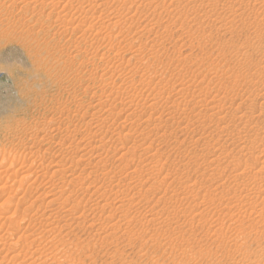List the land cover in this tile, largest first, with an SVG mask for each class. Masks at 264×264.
I'll return each mask as SVG.
<instances>
[{"label":"rangeland","instance_id":"rangeland-1","mask_svg":"<svg viewBox=\"0 0 264 264\" xmlns=\"http://www.w3.org/2000/svg\"><path fill=\"white\" fill-rule=\"evenodd\" d=\"M30 1L0 0L4 263L264 264V0Z\"/></svg>","mask_w":264,"mask_h":264},{"label":"bare ground","instance_id":"bare-ground-1","mask_svg":"<svg viewBox=\"0 0 264 264\" xmlns=\"http://www.w3.org/2000/svg\"><path fill=\"white\" fill-rule=\"evenodd\" d=\"M19 1H20V0H19ZM48 1H49V0H48ZM55 1H56V0H55ZM57 1H58V0H57ZM61 1H62V0H61ZM67 1H68V0H67ZM70 1H72V0H70ZM83 1H85V0H83ZM83 1H81V2H83ZM125 1H126V0H125ZM128 1H129V0H128ZM72 2H73V1H72ZM88 2H89V1H88ZM104 2H106V1H104ZM120 2H121V1H120ZM122 2H123V1H122ZM129 2H132V1L130 0ZM134 2H135V1H134ZM30 3H31L30 0H23V4H25V5L30 4ZM56 3L58 4V2H56ZM67 3H68V2H67ZM67 3H65V5H66ZM100 3H101V2H100ZM124 3H125V2H124ZM132 3H133V2H132ZM52 4H53V3H52ZM68 4H69V3H68ZM68 4H67V5H68ZM79 4H80V3H79ZM102 4H104V3H102ZM106 4H107V2H106ZM12 5H14V4H12ZM53 5H54V4H53ZM65 5H63V6L65 7ZM28 6H29V5H28ZM28 6H27V7H28ZM63 6H62V7H63ZM69 6H70V5H69ZM62 7H61V8H62ZM80 7H81V6H80ZM83 7H84V6H83ZM83 7H81L80 9H82ZM128 7H130V6H128ZM128 7H127V8H128ZM69 8H71V7H69ZM69 8H68V9H69ZM77 8H79V6H78ZM77 8H75V9L77 10ZM90 8H91V7H90ZM24 9H26V7H25ZM107 9H108V7H107ZM78 10H79V9H78ZM89 10H90V9H89ZM100 10H101V9H100ZM36 11H37V10H36ZM68 11H69V10H68ZM74 11H75V10H74ZM84 11H85V10H84ZM84 11H83V12H84ZM110 11H111V10H110ZM153 11H154V10H153ZM62 12H63V11H62ZM64 12H65V11H64ZM75 12H76V11H75ZM81 12H82V11H81ZM83 12H82V13H83ZM111 12H112V11H111ZM113 12H114V11H113ZM113 12H112V13H113ZM115 12H116V11H115ZM115 12H114V14H118V12H117V13H115ZM58 13H59V12H58ZM58 13H57V14H58ZM86 13H87V12H86ZM133 13H134V12H133ZM133 13H132V14H133ZM49 14H50V13H49ZM134 14H135V13H134ZM134 14H133V15H134ZM59 15H60L59 17H61V14H59ZM65 15H66V13H65ZM75 15H76V14H75ZM80 15H81V14H80ZM63 16H64V15H62V17H63ZM66 16H67V15H66ZM72 16H74V15L72 14L71 17H72ZM77 16H78V13H77ZM81 16H82V15H81ZM112 16H113V15H112ZM131 16H132V15H131ZM75 17H76V16H75ZM83 17H84V16H83ZM117 17H118V15H117ZM117 17H116V18H117ZM129 17H130V16H129ZM132 17H133V16H132ZM57 18H58V17H57ZM89 18H90V17H89ZM111 18H112V17H111ZM122 18H123V17H122ZM58 19H59V18H58ZM64 19H65V18H64ZM69 19H71V18H69ZM69 19H68V20H69ZM74 19H75V18H74ZM81 19H83V18H80V20H81ZM84 19H85V18H84ZM109 19H110V18H109ZM123 19H124V18H123ZM129 19H130V18H129ZM61 20H62V19H61ZM72 20H73V19H72ZM76 20L78 21V19H76ZM114 21H115V19H114ZM156 21H157V20H156ZM71 22H72V21H71ZM79 22H80V21H79ZM116 22H117V20L115 21V23H116ZM72 23H73V22H72ZM81 23H82V22H81ZM115 23H114V24H115ZM146 23H147V22H146ZM110 24H112V26H116V25H113V22L110 23ZM75 25H79V24H75ZM75 25H74V26H75ZM117 25H118V24H117ZM154 25H155V24H154ZM89 26H90V25H89ZM79 27H81V25H80ZM148 27H149V26H148ZM29 28H30V27H29ZM65 29H66V28H65ZM75 29H76V28H75ZM113 29H114V28H113ZM122 29H123V28H122ZM125 30H126V28H125ZM131 30H132V29H131ZM131 30H130V31H131ZM26 31H27V30H26ZM72 31H73V29H72ZM85 31H86V30H85ZM117 31H118V30H117ZM127 31H129V30H127ZM121 32H122V31H121ZM123 32H124V31H123ZM123 32H122V33H123ZM148 32H149V31H148ZM82 33H83V32H82ZM82 33H81V34H82ZM81 34H80V35H81ZM85 34H86V32H85ZM85 34H84V35H85ZM120 34H121V33H120ZM123 35H124V34H123ZM82 36H83V35H82ZM87 37H88V36H87ZM87 37H86V38H87ZM80 38H81V37H80ZM84 38H85V37H84ZM103 38H104V37H103ZM98 39H99V38H98ZM96 41H97V39H96ZM98 41H99V40H98ZM99 42H100V41H99ZM109 42H110V39H109ZM131 42H132V41H131ZM131 42H130V43H131ZM96 43H97V42H96ZM90 44H91V43H90ZM90 44H89V45H90ZM93 44H94V43H93ZM93 44H92V45H93ZM98 45H99V44H98ZM100 45H101V44H100ZM108 45H110V44H108ZM139 45H140V44H139ZM139 45H138V46H139ZM94 46H95V45H94ZM134 46H135V45H134ZM138 46H137V47H138ZM140 46H141V45H140ZM140 46H139V47H140ZM91 47H92V46H91ZM99 47H100V46H99ZM130 48H131V47H130ZM135 48H136V47H135ZM93 49H94V48H93ZM96 49H98V46H97ZM124 49H125V48H124ZM108 50H109V49H108ZM134 50H135V49H134ZM136 50H138V49H136ZM139 50H140V49H139ZM85 52H86V51H85ZM117 52H119V51H117ZM122 52H123V51H122ZM125 52H126V51H125ZM133 52H134V51H133ZM115 53H116V51H115ZM112 54H113V53H112ZM130 54H131V53H130ZM132 54H133V53H132ZM132 54H131L130 57H133ZM117 55H118V54H115V56H117ZM133 55H134V54H133ZM35 56H36V55H35ZM115 56H114V57H115ZM101 58H102V57H101ZM133 58H134V57H133ZM142 58H143V57H142ZM91 60H92V59H91ZM130 60H131V59H130ZM108 61H109V60H108ZM108 61H107V62H108ZM128 61H129V60H128ZM145 61H146V60H145ZM107 62H106V63H107ZM120 63H121V62H120ZM127 63L129 64V62H127ZM115 64H116V63H115ZM147 65H148V64H147ZM39 66H40V65H39ZM110 66H111V65H110ZM112 66H113V65H112ZM118 66H119V65H118ZM135 67H136V66H135ZM39 68H40V67H39ZM42 68H43V67H42ZM107 68H109V67H107ZM35 69H36V68H35ZM35 69L33 70V74L35 73L34 75H36V73H38V71H39V70H35ZM37 69H38V68H37ZM111 69H112V68H111ZM111 69H110V70H111ZM113 69H116L115 66L113 67ZM131 69H132V68H131ZM104 70H106V69H104ZM104 70H102V72H101V74H100L99 76L102 75V73L104 72ZM136 70H137V69H136ZM34 71H35V72H34ZM40 71H42V70H40ZM123 71H124V69H123ZM126 71H127V70H126ZM88 72H89V71H88ZM92 72H94V71H92ZM105 72H106V71H105ZM113 72H114V71H113ZM124 72H125V71H124ZM127 72H128V71H127ZM127 72H126V73H127ZM131 72H132V71H131ZM109 73H110V72H109ZM86 74H87V73H86ZM89 74H90V73H89ZM93 74H94V73H92L91 75H93ZM110 74H111V73H110ZM113 74H114V73H113ZM122 74H123V73H122ZM129 74H130V73H129ZM103 75H104V74H103ZM103 75H102V77H103ZM126 75H127V74H126ZM94 76H95V75H94ZM111 76H113V75L111 74L109 77H111ZM116 76H117V75H116ZM118 76H119V73H118ZM102 77H101V78H102ZM104 77H105V76H104ZM109 77H108V78H109ZM124 77H125V76H124ZM108 78H107V79H108ZM117 78H118V77H117ZM92 79H93V78H92ZM109 79H110V78H109ZM127 79H128V78H127ZM130 79H131V78H130ZM99 80H100V79H99ZM101 80H102V79H101ZM101 80H100V81H101ZM112 83H113V82H112ZM119 83H120V82H119ZM127 83H128V81H127ZM111 85H112V84H111ZM126 85H127V84H126ZM130 85H131V84H130ZM130 85H129V86H130ZM153 85H154V84H153ZM88 86H90V85H88ZM104 86L106 87V85H104ZM114 86L116 87V85H114ZM117 86H118V84H117ZM120 87H121V86H120ZM24 88H25V87H24ZM110 88H111V87H110ZM110 88H109V89H110ZM111 90L114 91L113 88H112ZM115 91H117V90H115ZM24 92L28 94V93L30 92V89L27 88ZM108 92H109V91H108ZM119 92H120V91H119ZM114 93H115V92H114ZM117 93H118V92H117ZM126 93H127V92H126ZM83 94H84V93H83ZM124 94H125V93H124ZM130 94H132L131 91H130ZM109 95H110V94H109ZM125 95H126V94H125ZM128 95H129V94H128ZM128 95H126V96L128 97ZM134 95H136V94H134ZM262 95H263V94H262ZM166 96H167V95H166ZM260 96H261V95H260ZM91 97H92V96H91ZM114 97H115V96H114ZM114 97H113V98H114ZM116 97H117V96H116ZM120 97H121V96H120ZM127 97H126V99H128L129 97H131V95H129L128 98H127ZM133 97H134V96H133ZM110 98H111V97H110ZM123 98H124V97H123ZM123 98H121V99H123ZM150 98H151V97H150ZM79 99H80V98H79ZM111 99H112V98H111ZM114 99H115V98H114ZM114 99H112L111 101L113 102ZM124 99H125V98H124ZM130 99H131V98H130ZM148 99H149V98H148ZM104 100H105V99H104ZM104 100H103V101H104ZM119 100H120V99H119ZM132 100H134V98H133ZM103 101L100 100V102H98L97 106H101V105H102L101 103H102ZM111 101H110V103H112ZM114 101H115V100H114ZM129 101H130V100L128 99V102H129ZM260 101H261V100H260ZM263 101H264V100H263ZM77 102H78V101H77ZM95 102H97V101H94V103H95ZM115 102H116V101H115ZM130 102H131V101H130ZM165 102H166V101H165ZM120 103H121V102H120ZM120 103H119V104H120ZM78 104H79L80 107H81V106L84 107V111H83V113L81 112L82 115H80V116H85L86 114H88V115L90 116V101H88L86 104H84V102H82V101H79V103H77V105H78ZM113 104H114V103H113ZM124 104H125V103H124ZM126 104H127V103H126ZM130 104H131V103H129L128 106L126 105V107H129ZM205 104H206V103H205ZM259 104H260V103H259ZM92 105H93V104H92ZM94 105H95V104H94ZM110 105H111V104H110ZM202 105H203V104H202ZM257 105H258V104H257ZM120 106H121V105H120ZM120 106H119L118 109H120V108L122 107V106H121V107H120ZM207 106H208V104H207ZM210 106H212V104H211ZM260 106H261V105H260ZM200 107H203V106H200ZM204 107L206 108L205 105H204ZM204 107H203V108H204ZM251 107H252V106H251ZM255 107H256V106H255ZM97 108H98V107H97ZM113 108H115V107L112 106V109H113ZM124 108H125V106H124ZM205 108H204V110H206ZM214 108H215V107H214ZM220 108H221V107H220ZM94 109L96 110L95 107H94ZM99 109H101V108L99 107ZM108 109H109V108H108ZM110 109H111V107H110ZM129 109H130V108H129ZM198 109H201V108H198ZM210 109H212V108H210ZM82 110H83V109H82ZM82 110H81V111H82ZM120 110H123V109L121 108ZM125 110H126V109H124V111H125ZM222 110H223V109L221 108V111H222ZM225 110H226V109H225ZM248 110H249V109H248ZM97 111H98V110H97ZM99 111H100V110H99ZM212 111H213V110H212ZM212 111L210 110L209 112H211V114H213ZM216 111H217V108H216ZM226 111H227V110H226ZM226 111H225L224 113H227ZM59 112L62 113L63 111H62V112L59 111ZM95 112H96V111H95ZM122 112H123V111H122ZM129 112H130V111H129ZM132 112H133V111H132ZM172 112H173V111H172ZM213 112H214V111H213ZM235 112H236V111H235ZM81 113H80V114H81ZM109 113H110V112H109ZM117 113H118V112H117ZM133 113H134V112H133ZM133 113H128V114H133ZM219 113H220V112H219ZM221 113H223V112H221ZM231 113H232V111H231ZM240 113H241V112H240ZM58 114H59V113H58ZM134 114H135V113H134ZM214 114H215V112H214ZM217 114H218V112H217ZM76 115H77V114H76ZM96 115H97V114H96ZM117 115H118V114H117ZM230 115H231V114H230ZM233 115H234V114H233ZM239 115H240V114H239ZM60 116H61V115H60ZM60 116H59V117H60ZM64 116H65V114H64ZM66 116H67V115H66ZM130 116H131V115H130ZM130 116H128V117H130ZM135 116H137V115H135ZM226 116H227V115H226ZM242 116H243V115H242ZM67 117H71V116H67ZM85 117H86V116H85ZM85 117H83V118H85ZM116 117H117V116H116ZM131 117H132V116H131ZM131 117H130V118H131ZM133 117H134V116H133ZM137 117H138V116H137ZM220 117H221V116H220ZM56 118H57V116H56ZM56 118H55V119H56ZM62 118H63V116H62ZM72 118H74V117H72ZM81 118H82V117H80V119H81ZM103 118H104V117H102L101 119H103ZM130 118H129V119H130ZM134 118H135V117H134ZM147 118H148V116H147ZM150 118H151V117H150ZM150 118H149V119H150ZM215 118H216V117H215ZM218 118H219V116H218ZM221 118L223 119V117H221ZM221 118H219V119H221ZM58 119H59V118H58ZM68 119H69V118H68ZM70 119H71V118H70ZM101 119H100V120H101ZM124 119H125V118H124ZM124 119H123V120H124ZM149 119H148V120H149ZM224 119H225V117H224ZM234 119H235V118H234ZM50 120H51V119H50ZM71 120H72V119H71ZM81 120H83V119H81ZM81 120H80V121H81ZM88 120H89V121L87 122V127H88V131H89V133H87V134H90V129H91V127H90V124H91V122H90V118H88ZM100 120H99V121H100ZM106 120H107V117H106L105 120H102V121H105V122H106ZM110 120H111V119H110ZM138 120H139V118H138ZM217 120H218V119H217ZM53 121H54V120H53ZM69 121H70V120H69ZM107 121H108V120H107ZM112 121H113V120H112ZM114 121H115V120H114ZM124 121H125V120H124ZM134 121H135V120H134ZM134 121H133V122H134ZM139 121H140V120H139ZM229 121H230V120H229ZM233 121H234V120H233ZM233 121H232V122H233ZM236 121H237V120H236ZM65 122H66V121H65ZM121 122H122V121H121ZM218 122H220V121L218 120ZM222 122H223V121H222ZM224 122H225V121H224ZM224 122H223V124H224ZM103 123H104V122H103ZM127 123H129V122H127ZM137 123H138V122H137ZM137 123H136V124H137ZM149 123H150V122H149ZM230 123H231V122H230ZM233 123H234V122H233ZM236 123H237V122H236ZM256 123H257V122H256ZM99 124H100V123H99ZM109 124H110V123H109ZM111 124H114V122L111 123ZM111 124H110V125H111ZM124 124H126V123H124ZM131 124H132V122H131ZM188 124H189V123H188ZM216 124H217V123H216ZM225 124H227V123L225 122ZM228 124H229V123H228ZM231 124H232V123H231ZM85 125H86V123H85ZM102 125H103V124H102ZM105 125H107V124H105ZM119 125H122V124H119ZM129 125H130V124H129ZM129 125H128V126H129ZM155 125H156V124H155ZM98 126H100V125H98ZM111 126H112V125H111ZM122 126H123V125H122ZM131 126H132V125H131ZM135 126H137V125H135ZM220 126H221V125H220ZM228 126H229V125H227V128L229 129ZM232 126L234 127L233 124H232ZM40 127H42V126H40ZM46 127H47V126H46ZM87 127H86V128H87ZM143 127H144V126H143ZM222 127H223V126H222ZM86 128H85V129H86ZM92 128H93V127H92ZM97 128H98V127H97ZM101 128H102V127H101ZM158 128H159V127H158ZM98 129H99V128H98ZM155 129H156V128H155ZM222 129L224 130L225 128H222ZM247 129H248V128H247ZM35 130H36V129H35ZM95 130H96V129H94L93 131H95ZM100 130H101V129H100ZM139 130H140V129H139ZM254 130H255V128H254ZM84 131H85V130H84ZM96 131H97V133H98V130H96ZM242 131H243V130H242ZM257 131H259V129H258ZM38 132H39V131H38ZM86 132H87V131H86ZM91 132H92V131H91ZM99 132H100V131H99ZM125 132H127V131H125ZM141 132H142V131H141ZM221 132H222V131H221ZM229 132H230V131H229ZM244 132H245V131H244ZM248 132H249V131H248ZM39 133H40V132H39ZM97 133H96V134H97ZM119 133H120V132H119ZM119 133H118V134H119ZM147 133H148V132H147ZM154 133H156V132H154ZM240 133H241V132H240ZM255 133H256V132H255ZM82 134H83V133H82ZM91 134H92V133H91ZM91 134H90V135H91ZM93 134H95V133H93ZM121 134H122V133H121ZM227 134H228V132H227ZM248 134H249V133H248ZM36 135H38V134L36 133ZM68 135L71 136L72 134H68ZM108 135H110V137H109V136H108V137L111 138V134H108ZM236 135H237V134H236ZM256 135H257V134H256ZM40 136H41V135H40ZM80 136L82 137V135H80ZM87 136H88V135H87ZM87 136H86V137H87ZM91 136H92V135H91ZM106 136H107V135H106ZM120 136H121V135H120ZM67 137H68V136H67ZM72 137H74V136H72ZM72 137H71V138H72ZM88 137H90V136H88ZM88 137H87L86 139L89 140ZM235 137L238 138V135L235 136ZM100 138H102V136H101ZM115 138H116V137H115ZM237 138H236V139H237ZM243 138H244V137H243ZM33 139H34V138H33ZM44 139H45V138H44ZM65 139H67L66 136H65ZM80 139H82V138H80ZM113 139H114V138H112V140H113ZM233 139H234V138H233ZM245 139H246V138H245ZM22 140H23V139H22ZM61 140H62V139H61ZM99 140H100V139H99ZM112 140H109V141L112 142ZM120 140H122V139H120ZM120 140L118 139L117 141H120ZM263 140H264V139H263ZM63 141H64V140H63ZM63 141H61V142H63ZM82 141H83V139H82ZM100 141H101V140H100ZM104 141H106V140H104ZM113 141H114V140H113ZM115 141H116V140H115ZM117 141H116V143H117ZM123 141H124V140H123ZM245 141H247V140H245ZM24 142H25V141H24ZM33 142H34V141H33ZM87 142H88V141H87ZM89 142H90V141H89ZM107 142H108V141H107ZM242 142H243V141H242ZM262 142H264V141H262ZM262 142H261V143H262ZM119 143H120V142H119ZM149 143H150V142H149ZM59 144H60V143H59ZM59 144H58V145H59ZM99 144H101V143H99ZM120 144H121V143H120ZM120 144H119V145H120ZM244 144H245V143H244ZM101 145H102V144H101ZM105 145H106V144H105ZM236 146H237V145H236ZM239 146H240V145H239ZM241 146H242V147H240V148H243V145H241ZM23 147H24V146H23ZM98 147H99V146H98ZM102 147H103V145H102ZM102 147H101V148H102ZM238 148H239V147H238ZM56 149H57V147H56ZM127 149H128V148H127ZM127 149H126V150H127ZM249 149H251V147H249ZM244 150H247V148L244 149ZM240 151H241V150H240ZM105 152H106V151H105ZM223 152H224V151H223ZM246 152H247V151H246ZM101 153H102V152H101ZM101 153H99V154H101ZM124 153H125V152H124ZM240 153H242V152H240ZM37 154H38V153H37ZM144 154H145V153H144ZM217 154H218V153H217ZM243 154H245V152H244ZM246 154H247V153H246ZM248 154H249V155H248V158H249V159H252L251 161H253V162L258 161V163H259L258 153H256L257 155H255V154L253 153V151H250V150H249ZM81 155H83V154H81ZM86 155H88V154H86ZM122 155H123V153H122ZM149 155H150V154H149ZM152 155H153V154H152ZM154 155H155V154H154ZM202 155H203V154H202ZM235 155H236V154H235ZM237 155H238V154H237ZM259 155H260V154H259ZM261 155H262V154H261ZM6 156H7V155H6ZM221 156H222V155H221ZM82 157H83V156H82ZM88 157H90V156H88ZM108 157H109V156H108ZM111 157H112V156H111ZM123 157H125V156H123ZM123 157H122V158H123ZM147 157H148V156H147ZM204 157H206V156H204ZM209 157H210V156H209ZM229 157H230V156H229ZM232 157H233V156H232ZM85 158H86V157H85ZM96 158H97V157H96ZM99 158H100V157H99ZM101 158H102V156H101ZM141 158H142V157H141ZM150 158H151V157H150ZM207 158H208V157H207ZM218 158H219V157H218ZM225 158H228V157H225ZM235 158H236V157H235ZM248 158H247V159H248ZM79 159H81V158L79 157ZM79 159H78L77 161H79ZM107 159H108V158H107ZM109 159H110V158H109ZM116 159H117V158H116ZM120 159H121V156H120ZM120 159H119V160H120ZM123 159H124V158H123ZM152 159H153V158H152ZM154 159H156V158H154ZM154 159H153V160H154ZM210 159H211V158H210ZM212 159H213V158H212ZM214 159H215V158H214ZM214 159H213V160H214ZM216 159H217V158H216ZM70 160L73 161L72 159H70ZM81 160H84V159H81ZM86 160H87V159H86ZM114 160H115V159H114ZM207 160H208V159H207ZM217 160H219V159H217ZM227 160H228V159H227ZM229 160H230V159H229ZM262 160H264V156H263V159H262ZM15 161H16V160H15ZM15 161H14V162H15ZM105 161H106V160H105ZM138 161H139V160H138ZM209 161H210V160H209ZM230 161H232V160H230ZM237 161H238V160H237ZM244 161H245V160H244ZM74 162H75V161H73V162H71V163H74ZM79 162H80V161H79ZM98 162H99V161H98ZM106 162H107V161H106ZM106 162H104V163H106ZM108 162H109V161H108ZM108 162H107V164H108ZM148 162H150V161H148ZM210 162H211V161H210ZM212 162H213V161H212ZM228 162H229V161H228ZM240 162H241V161H240ZM261 162H262V161H261ZM76 163H78V162H76ZM80 163H81V162H80ZM80 163H78V164H80ZM88 163H90V161H88ZM116 163H117V162H116ZM217 163H218V162H217ZM217 163H216V165H217ZM246 163H247V162H246ZM258 163H257V164H258ZM85 164L87 165V163H85ZM90 164H91V163H90ZM93 164H94V163H93ZM96 164H97V162H96ZM101 164H102V163H101ZM206 164H207V163H206ZM219 164H220V162H219ZM70 165H71V164H70ZM73 165H74V164H73ZM94 165H95V164H94ZM99 165H100V164H99ZM108 165H109V164H108ZM113 165H114V163H113ZM113 165H112V166H113ZM115 165H116V164H115ZM233 165H234V164H233ZM233 165H232V166H233ZM261 165H262V164H261ZM261 165H260V167H261ZM71 166H72V165H71ZM95 166H96V165H95ZM110 166H111V165H110ZM217 166H218V165H217ZM68 167H69V166H67L66 169H68ZM85 167H86V166H85ZM100 167H102V166H100ZM103 167H104V165H103ZM105 167H106V166H105ZM254 167H255V166H254ZM69 168L72 169L71 167H69ZM133 168H134V167H133ZM217 168H218V167H217ZM251 168H252V167H251ZM258 168H259V167H258ZM258 168H257V169H258ZM105 169H106V168H105ZM129 169H130V168H129ZM260 169H261V168H260ZM260 169H259V170H260ZM263 169H264V168H263ZM74 170H75V169H74ZM106 170H107V169H106ZM130 170H131V169H130ZM147 170H148V169H147ZM203 170H204V169H203ZM244 170H245V169H244ZM244 170H243V171H244ZM71 171H73V170H71ZM125 171H126V170H125ZM131 171H132V170H131ZM241 171H242V170H241ZM245 171H246V170H245ZM248 171H250V170H248ZM260 171H261V170H260ZM260 171H259V172H260ZM60 172H62V171L60 170ZM60 172H59V173H60ZM89 172H90V171H89ZM129 172H130V171H129ZM237 172H238V171H236V173H237ZM253 172H254V170L252 171V173H253ZM262 172H263V170H262ZM62 173H64V172H62ZM67 173H68V172H67ZM71 173H72V172H71ZM71 173H68V174H71ZM78 173H82V172H78ZM91 173H92V172H91ZM134 173H135V172H134ZM243 173H244V172H243ZM247 173H248V172H247ZM256 173H258V172L256 171ZM28 174L30 175V172H29ZM31 174H32V173H31ZM68 174H67V175H68ZM239 174H240V173H239ZM62 175H63V174H62ZM64 175H65V174H64ZM67 175H66V176H67ZM78 175H79V174H78ZM85 175H90V174H85ZM97 175H98V174H96V176H97ZM125 175H126V174H125ZM127 175H130V174L127 173ZM131 175H132V174H131ZM209 175H210V174H209ZM227 175H228V174H227ZM236 175H238V173H237ZM250 175H252V174H250ZM259 175H260V174H259ZM26 176H27V175H26ZM74 176L77 178L76 175H74ZM74 176H71V179H73ZM93 176H94V175H93ZM113 176H114V175H113ZM139 176H140V175H139ZM166 176H167V175H166ZM253 176H254V175H253ZM260 176H261V175H260ZM260 176H259V178H260ZM262 176H263V174H262ZM62 177H63V176H62ZM69 177H70V176H69ZM124 177H125V176H124ZM124 177H123V178H124ZM235 177H236V176H235ZM29 178H30V177H29ZM85 178H86V177H85ZM111 178H112V177H111ZM111 178H110V180H112ZM117 178H119V177H117ZM126 178H127V177H126ZM129 178H130V177H129ZM129 178H128V180H129ZM131 178H132V177H131ZM227 178H228V177H227ZM249 178H250V177H249ZM254 178H255V177H253V179H254ZM259 178H257V180H258ZM66 179H68V178H66ZM89 179H90V178H89ZM92 179L96 180V177H95V178H92ZM211 179H212V178H211ZM250 179H252V178H250ZM21 180H22V179H21ZM69 180H70V179H69ZM75 180H76V179H75ZM75 180H74V181H75ZM110 180H109V181H110ZM120 180H122V178H121ZM120 180H118V181H120ZM141 180H142V179H141ZM143 180H144V179H143ZM257 180H256V181H257ZM261 180H263V179H261ZM112 181H113V180H112ZM118 181H117V182H118ZM154 181H156V180H154ZM21 182H22V181H21ZM69 182H70V181H69ZM93 182H94V181H93ZM93 182H91V183H93ZM117 182H116V184H117ZM126 182H127V181H126ZM140 182H141V181H140ZM156 182H157V181H156ZM156 182H155V183H156ZM242 182H243V181H242ZM254 182H255V181H254ZM258 182H259V181H258ZM263 182H264V180H263ZM19 183H20V181H19ZM75 183H76V182H75ZM91 183H90V184H91ZM107 183H108V182H107ZM107 183H106V185H108ZM118 183H120V182H118ZM122 183H123V182H122ZM238 183H240V181H239ZM260 183H262V182L260 181L259 184H260ZM109 184H110V183H109ZM112 184H113V183H112ZM114 184H115V182H114ZM116 184H115V185H116ZM132 184H133V183H132ZM100 185H101V184H100ZM100 185H99V186H100ZM106 185L104 184V186H106ZM117 185H120V184H117ZM126 185H127V184H126ZM129 185H130V183H129ZM129 185H128V186H129ZM221 185H222V184H221ZM253 185H255V184H253ZM256 185H257V184H256ZM1 186H2V185H1ZM87 186H88V185H87ZM112 186H113V185H112ZM135 186H136V185H135ZM246 186H247V185H246ZM106 187H107V186H106ZM106 187H105V188H106ZM116 187L119 188V187H121V186H116ZM132 187H133V186H132ZM253 187H254V186H253ZM261 187H263V185H262ZM85 188H86V187H85ZM88 188H89V187H88ZM102 188H103V187H102ZM105 188H104V189H105ZM110 188H112V187L110 186ZM114 188H115V187H114ZM114 188H113V189H114ZM242 188H246V187H242ZM123 189H124V188H123ZM234 189H235V187H234ZM259 189L261 190V188H259ZM263 189H264V187H263ZM105 190H106V189H105ZM105 190H104V191H105ZM115 190H116V189H115ZM127 190H128V189H127ZM239 190H240V189H239ZM243 190L245 191L246 189H243ZM84 191L86 192L85 189H84ZM117 191H120V190H117ZM128 191H129V190H128ZM240 191H241V190H240ZM250 191H252V190H250ZM124 193H125V192H124ZM84 194H87V192L84 193ZM237 194L240 195V193H237ZM244 194L248 195V193H246V192H244ZM249 194H250V193H249ZM231 195H232V194H231ZM7 197H8V196H7ZM9 197H10V196H9ZM9 197H8V198H9ZM84 197H85V196H84ZM114 197H115V195H114ZM247 197H250V196H247ZM247 197L245 196V198H247ZM255 197H256V196H255ZM8 198H6V200H8ZM10 198H11V197H10ZM34 198H35V197H34ZM217 199H218V198H217ZM232 199H233V198H232ZM8 201H9V200H8ZM8 201H7V202H8ZM127 201H128V200H127ZM219 201H221V200H219ZM226 201H228V200H226ZM19 202H21V201H19ZM27 202H28V201H27ZM113 202H114V200H113ZM113 202H112V203H113ZM241 203H242V202H241ZM244 203H245V202H244ZM218 205H219V204H218ZM101 206H102V205H101ZM125 207H126V206H125ZM71 208H72V207H71ZM71 208H70V209H71ZM246 208H247V205H246ZM5 209H6V208H5ZM2 210H3V209H2ZM6 210H7V209H6ZM58 210H59V211H57V214H59V215H63V217H65V219H66V216L71 215V214H69V207L66 208V207H64V206H63V207L60 206V208H59ZM118 210H119V209H118ZM74 212H75V211H74ZM80 212H81V211H80ZM72 213H73V212H72ZM81 213H83V212H81ZM86 213H87V212H86ZM50 214H51V213H50ZM78 214H79V213H78ZM85 215H86V214H85ZM73 216H74V215H73ZM79 216H81V214H79ZM83 216H84V215H83ZM8 217H9V216H8ZM13 217H14V216H13ZM50 217H51V216L49 215L48 218H50ZM71 217H72V216H71ZM71 217H70V218H71ZM84 217H85V216H84ZM14 218H15V217H14ZM68 218H69V217H68ZM80 218H82V217H80ZM109 218H110V217H109ZM72 219H73V217H72ZM11 220H12V221H11ZM21 220H22V219H21ZM19 221H20V220H19ZM72 221H73V220H72ZM12 222H13V219L7 218V215H6V217H4V219H3V221H2L1 224H2V225H7V226H13V227H15V226H16V225H15V222H13V223H12ZM46 222L48 223L47 220H46ZM74 222H75V221H74ZM47 223H44V225L47 224ZM88 223H89V222H88ZM28 224H30V223H28ZM31 224H32V223H31ZM31 224H30V225H31ZM41 224H42V223H41ZM49 224H50V223H49ZM49 224H48V225H49ZM64 224H66V223H64ZM69 224H70V223H69ZM90 224H91V223H90ZM37 225H39V224H37ZM37 225H36V226H37ZM39 226H40V225H39ZM65 226H66V225H65ZM68 226H69V225H68ZM0 227H3V226H0ZM43 227H44V226H43ZM41 228H42V225H41ZM44 228H45V227H44ZM1 229H3V228H1ZM6 229H7V228H6ZM42 229H43V228H42ZM42 229H41V230H42ZM50 229H51V228H50ZM61 229H62V228H61ZM3 230H4V229H3ZM7 230H8V229H7ZM48 230H49V229H48ZM48 230H47V231H48ZM0 231H1V230H0ZM47 231H46V232H47ZM33 232H34V231H32V233H33ZM41 232H42V231H41ZM67 232H68V231H67ZM2 233H3V232H2ZM34 233H35V232H34ZM38 233H39V232H38ZM70 233H71V232L69 231V234H70ZM8 234H9L10 237H13V236H14V233H13V232H12V233L10 232V233H8ZM0 235H1V233H0ZM4 235H5V234H4ZM4 235H2L1 238H2ZM6 235H7V234H6ZM30 235H32V234L30 233ZM37 235H38V234H37ZM45 235H46V234H45ZM18 236H20V235H18ZM27 236H28V235H27ZM35 236H36V235H35ZM6 237H7V236H6ZM10 237H9V238H10ZM28 237H29V236H28ZM1 238H0V264H3V263L5 262L6 259L8 260V259L11 258V257H12V258H13V257H14V258L18 257V254L21 253L20 251H22V250L17 249V247H16V245H15V243H16L15 241H14V242H8V241L3 240V239H1ZM16 238H17V237H16ZM16 238H15V239H16ZM32 238H33V237H32ZM41 238H42V237H41ZM5 239H6V238H5ZM17 239H18V238H17ZM24 239H26V238H24ZM39 239H40V237H39ZM48 239H49V238H48ZM30 240H31V239H30ZM27 241H28V240H25V243H27ZM32 241H33V240H32ZM17 243H18V242H17ZM17 243H16V244H17ZM26 246L29 247V245H27V244H26ZM32 248H33V247H32ZM35 248H36V247H35ZM23 249H24V248H23ZM26 249L28 250L29 248L26 247ZM12 250H13V251H12ZM27 250H26V251L24 250L25 252H24V255L22 254V256H25V257H26V252H27ZM36 250H37V249H36ZM11 251H12V252H11ZM47 251H48V250H47ZM10 252H11V253H10ZM42 252H43V251H42ZM60 252H61V251H60ZM39 253H40V252H39ZM39 253H38V254H39ZM40 257H41V255H40ZM45 257H47V256H45ZM36 258H37V257H36ZM43 258H44V257H43ZM33 259H34V258H33ZM9 260H12V259H9ZM22 260H23V259H22ZM16 261H17V260H16ZM28 262H30V261H28ZM37 262H38V261H37ZM25 263H27V262H25ZM4 264H5V263H4ZM6 264H7V263H6ZM27 264H28V263H27ZM29 264H30V263H29ZM31 264H32V263H31Z\"/></svg>","mask_w":264,"mask_h":264}]
</instances>
